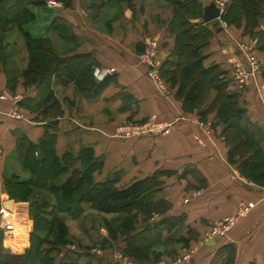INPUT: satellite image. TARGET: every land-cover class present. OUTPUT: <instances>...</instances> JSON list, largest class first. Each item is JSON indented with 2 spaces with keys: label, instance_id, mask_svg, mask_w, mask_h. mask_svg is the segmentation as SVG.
<instances>
[{
  "label": "crops",
  "instance_id": "1",
  "mask_svg": "<svg viewBox=\"0 0 264 264\" xmlns=\"http://www.w3.org/2000/svg\"><path fill=\"white\" fill-rule=\"evenodd\" d=\"M199 1L204 7L210 0ZM103 3L105 8H117L114 0L110 4L108 1ZM41 6L42 9L30 6L34 18L23 26V31L34 38L46 37L49 41L60 38L70 46L69 50L60 53L64 57L87 53L97 63L94 68L113 69L106 76L109 79L106 86L93 96L82 94L72 84L54 86L63 110L55 130L57 154L69 152L75 156L82 148H92L94 156L103 163L94 179L113 178L118 187L158 168L173 170V174L161 177L163 183L155 199L170 201V214H185L179 236L189 237V244L196 248L191 259L180 264H264V186L240 176L236 166L226 161L224 141L217 135L205 136L194 123L193 114L182 110L179 100L173 103L159 95L139 62V53L145 50L149 35L156 37L158 67L167 60H174L175 54L171 51L174 34L168 26L171 11L162 7L152 10L150 5L141 2H137L136 7L126 4L120 14L112 17L110 29H102L92 20L94 10L80 4L57 8ZM55 17L64 20L61 34L50 26ZM210 25L212 35L202 48V63L205 67L217 64L226 72L229 87L239 93V104L247 109L249 124L257 128L264 145V93L263 99H259L256 87L258 83L264 84V38L258 42V36L244 33L243 24L237 27L210 22ZM40 27H45L46 34L34 35L33 31L38 33ZM255 30L264 34V21ZM241 44L250 50L246 52ZM249 52L255 69L242 77L237 74V69H249ZM5 81V72L1 69L0 92L8 91ZM15 90L25 97L40 94L35 86L24 87L21 80ZM124 103L126 108H122ZM126 120L150 121L154 129L150 127L140 135L125 134L118 126ZM42 123L33 117L21 121L0 114V206L3 208L0 213H8H1L2 219L12 213L14 217L21 214L14 199L11 209L2 205L8 199L2 184L3 177L7 176L6 168L10 166L8 160L12 159L15 164L10 169L19 167L15 133L24 132L30 140L37 142L44 132ZM218 131L219 126L216 127ZM199 186L203 193L195 195L193 191ZM186 193L190 194L186 196L189 200L184 202L182 198ZM246 201L255 205L244 220L224 236L202 240L213 221L233 213L239 203ZM229 246L234 248L231 261L227 260ZM180 254L181 250H177L175 254L167 255L181 257ZM111 257V264H131L117 253ZM102 264H106V259Z\"/></svg>",
  "mask_w": 264,
  "mask_h": 264
},
{
  "label": "trees",
  "instance_id": "2",
  "mask_svg": "<svg viewBox=\"0 0 264 264\" xmlns=\"http://www.w3.org/2000/svg\"><path fill=\"white\" fill-rule=\"evenodd\" d=\"M172 2L175 10L169 22V30L174 34L173 52L176 59L167 60L162 64L161 75L175 86L174 97L180 100L184 112H199L202 116L215 112L216 123L226 125L222 136L228 146V157L236 154L243 156L247 153L248 156L243 161L245 163L240 166L241 171L250 177L248 171L254 170L259 163L264 164L263 138L259 136L257 128L249 124L247 109L239 104V93L229 87L226 72L217 64L205 67L202 63V48L212 35L210 22L201 23L202 3L199 0ZM44 3L45 0H0V23L10 22L18 26L29 44L30 60L37 63L36 66H27L23 75L28 82L35 84L41 93L45 92L41 99L44 103H37L34 97H26L19 103L20 107L30 111L37 105L35 112L39 113H36L33 119L44 122V132L37 142L30 140L24 132L15 133L17 160L28 173V177L20 178L14 173L4 176L3 188L8 198L15 201L27 198L34 190L46 191L55 198L53 205H46L45 200L39 199L30 203L29 215L33 220V228L21 254L5 251V235L0 229V264H26V261L30 264H90L82 259L81 254L75 253V256L70 258L57 259V255L52 253L66 243L65 237L68 235V228L61 214H66L70 219H77L87 209H95L103 214L120 213L130 217L122 219L120 223L108 224L109 234L112 237L123 234V245L119 247L127 254L140 260L152 257L157 262L160 260L158 247L173 241L182 245L189 244V237L179 236L173 240L169 235L179 228L185 216L171 214L165 219L159 218L155 223L146 220L142 228L135 229L132 212L144 213L146 217L150 214L151 206L165 202L163 198L155 199V194L162 185L161 177L173 174V170L158 168L143 178L118 187L116 179H94L95 173L101 170L103 163L100 158L94 156L92 148H82L75 156L69 152L61 156L57 154L55 130L57 118L62 115L63 110L54 86H63L64 81L73 76L78 79V91L85 94V89L92 87L93 96L106 86L109 79H95L93 70L97 63L90 54L64 57L53 50L48 38H34L23 31V26L34 18L30 6H41ZM13 11L17 13L8 16ZM222 19L238 27L243 24L244 33L258 36V42L264 38L263 33L255 30L260 22L264 21V0H228L222 12ZM64 25L61 17H55L50 26L61 34ZM2 57L6 58V55L0 43V61ZM71 59L78 62V67L73 68L72 72L65 74L62 67V70H56V65L60 67ZM10 74L15 80L16 70L12 69ZM52 75L56 76L55 80L50 79ZM39 86L40 88H37ZM209 89L215 91L214 98L208 106L202 108L204 96ZM126 107L124 103L122 108ZM240 147L245 149H240V152ZM255 158H260L259 162L256 161L257 165ZM161 227L168 235L162 234ZM49 235L51 238H48ZM166 252L176 253L173 250ZM64 254L67 255V252ZM233 257L234 248L229 246L227 260L231 261Z\"/></svg>",
  "mask_w": 264,
  "mask_h": 264
},
{
  "label": "rangeland",
  "instance_id": "3",
  "mask_svg": "<svg viewBox=\"0 0 264 264\" xmlns=\"http://www.w3.org/2000/svg\"><path fill=\"white\" fill-rule=\"evenodd\" d=\"M47 1L48 0H45L44 3L45 6H49L47 4ZM53 1L56 2L57 6H49V8L75 7L76 4H80L84 8H90L94 10L93 12H95V15L92 20H94L96 27L102 29L103 28L110 29L112 17L114 18V16H116L117 14H120L122 12L121 8L124 7L126 4L129 7H136L137 2H141L142 4L144 3L150 5L152 10L156 7L167 8V10L171 11L172 16L175 10V5L173 4L172 0H118V1L114 0L117 2V8L115 9L105 8L106 6L103 3V1H108V3L110 4L112 0H53ZM140 6L143 7V5ZM111 7H115V6L112 5ZM37 8L42 9V6H38ZM16 13H17L16 11H13L10 14H8V16H13ZM172 16L168 18L169 22L172 19ZM216 21L219 23V20ZM226 24L229 23L226 22ZM27 27L30 29L29 25ZM33 34L34 35L46 34V29L45 27L44 28L40 27L38 33L33 31ZM154 37L155 36L149 35L146 38L148 41L146 47L148 48L150 53L152 52V50L156 51L157 41L155 39L156 37L155 38ZM0 39H1L0 43L4 47V53L6 55V58L2 57L0 61V70L3 69V71L5 72V76H6L5 87L8 90L7 92L6 91L0 92V114L13 118L15 120H21V121L31 120V117H33L36 113H39V111L35 112L37 105H34L33 106L34 109H32L31 111L20 107L19 103L26 97L22 95L20 92L16 91L15 87L18 85L20 80L22 81V85L24 87L29 86L30 88L32 86H35V84L28 82L27 78L23 75V71L26 69L27 66L29 65L36 66L37 63L35 61L32 62L30 60L28 56L29 44L23 37L20 29L16 24L10 22L7 24L0 23ZM49 44L51 45L53 50L56 51L58 54L63 53L70 49L69 48L70 46L68 44H66L60 38H56V37L52 38V40L49 41ZM174 48L171 50L172 52ZM247 55L253 60V56L250 54V52ZM175 59L176 57L174 56V60ZM139 62L141 65L144 66L147 77L153 83L159 95H161L167 101L176 103L178 99L174 97L175 86H172L171 82L161 75L160 67L149 64V53H146L145 50L140 52ZM61 67L63 68L65 74H67L69 72H72L73 68L78 67V62L71 59L65 62L60 67L58 65L55 66L56 70L60 69ZM12 69H15L17 72L16 76L14 77L15 80L12 78L10 74V71ZM50 79L55 80L56 76L52 75ZM77 80L78 79L76 77L71 76L69 80L66 79V82L64 81V85L72 84L73 87L77 90L76 87ZM256 84L257 81L255 85ZM160 85L166 86L169 89L170 93L166 95L161 94ZM256 87H257L258 98L262 100L264 93V84L259 85L258 83ZM37 88H40V86ZM85 90H86L85 95L87 96H91L94 92V89L92 87H87ZM44 93H45L44 91L42 93L40 92L38 96L34 97L36 99V102L42 101L41 99L43 98ZM214 95H215V91L212 89H209L206 92L202 103V108H205V106H208L211 103V101L214 98ZM42 103L44 102L42 101ZM192 114L194 117V123L200 128V130L204 133L205 136L210 137L213 135H217V138H221L224 141L222 136L223 135L222 131L226 128V125L222 123H216L214 111L210 112L206 116L199 115V112H193ZM218 126H219V131L217 133L216 127ZM150 127L154 129L153 123L150 121L138 123L137 121L126 120L123 121L118 126V129L119 131H122L125 134L137 133L140 135L146 133ZM225 146L227 148L226 161L229 164H233L236 166V168L239 171V175L247 178L248 180H250L251 182L257 185L264 186V164L259 163V165H257L256 162V161L259 162L260 158H257L258 160H256L255 158L254 160L257 165L256 168L252 171H248V175H250V177L252 176L254 177V178H250L241 171V166H240L241 163H245L243 161L244 158H247L248 154L247 153L244 154L246 157L244 155L242 156V154H236L230 158L228 157V152H227L228 146L226 145V143ZM240 149L244 150L245 148L240 147L239 150ZM250 149L251 147H249V150ZM8 161L10 163L9 164L10 166L15 165L12 159ZM9 167L7 166L6 168L7 176L10 173L11 174L14 173L17 174L20 178L28 177V173L24 171L20 165L15 170H14L15 167L13 169H10ZM193 193L195 195H201L203 193L202 186H199V188L194 190ZM187 194L190 195L189 193L183 195L182 200L184 202H187L189 200L188 197H186ZM36 199L45 200L46 205H53L55 201V198L51 193L42 190H34V192L30 193L27 198L24 199L19 198L18 200H16V202L20 207L19 210L21 211L20 217H14L12 213L9 214L8 218H3V219L0 218V229L3 231V234L5 235V240L3 242V245L6 252H10L12 254L15 253L21 254L23 252L24 244L27 242V239L29 238V233L33 228V220L29 215V206L30 203L35 201ZM186 199L188 200L186 201ZM246 202H252V201H246ZM241 203H239L237 209L233 213L224 216V217H229L231 219L230 224L223 223L222 218L224 217L213 221L209 226V228H207L206 231L204 232L203 235L204 237L202 240H204L205 236L211 231L213 227L219 226L221 229L226 230V233H228L229 231H231L233 227H235L238 223L244 220L251 213L255 203L252 202L253 207L248 208V210H244V212H239L238 209ZM2 209L3 208L0 206V211ZM149 210H150V214L149 216L146 217H144V213L138 211L132 212V218H133L132 221L134 222L133 227H135V229L142 228L146 220H148L149 223H155L156 220H158L159 218L163 217V219H165L166 217H169L171 215L169 212L172 210V204L170 201L165 200V202L163 203H159L151 206ZM61 217L62 220L67 225L68 235L65 237L66 243L61 245V247H59L57 250H54V252H52L53 254L55 253L57 255V259L70 258L73 255L75 256L76 253V254H81L83 256L82 259L84 261H88L90 264H102L104 259H106V264H111L109 258H112L111 257L112 254L117 253L119 256H121L120 258L128 260L131 264H173L174 261H176L177 257L176 256L168 257L166 251L173 250L175 252L177 250H181L180 255L183 256L187 254V252H191V251L193 252L196 248L194 244L182 245L181 243L173 241V242H169L168 244L162 247L157 248V251L160 254L159 261L157 262L154 261L152 257H150V259L148 260H143V259L140 260L130 254H127L122 249H120L119 245H122L123 234L119 233L112 237L107 229L108 224L120 223L122 219H130V217L124 216L123 214L120 213L103 214L95 209H88V211H86L77 219H70L66 214L65 215L61 214ZM182 229L183 227L181 226L180 228H177L175 231L171 232L169 235H171L172 239L175 240L180 235ZM160 231H162V227L160 228ZM164 233L168 235V232H166L165 229H163L162 231V234ZM48 238H51V235H49ZM66 252L67 255L64 254ZM25 263L30 264L29 261H26Z\"/></svg>",
  "mask_w": 264,
  "mask_h": 264
},
{
  "label": "built area",
  "instance_id": "4",
  "mask_svg": "<svg viewBox=\"0 0 264 264\" xmlns=\"http://www.w3.org/2000/svg\"><path fill=\"white\" fill-rule=\"evenodd\" d=\"M228 0H214L216 6L219 8L220 11V15L216 20H219L221 25H225L226 22L224 20H222V12L227 4ZM47 4L49 6H57L56 2L53 0H48ZM240 47L245 50L246 52H248L249 47L245 44H241ZM145 52L149 53V64L151 65H156L158 67V62L156 60V53L155 50H152V52L150 53V51L148 50V48H145ZM249 61V69H245V68H238L237 70V74H239L242 77H247L250 72H252L255 69V63L253 62V60L249 57L248 58ZM113 69H109V68H100V67H96L93 70V75L95 77L96 80L101 81L103 80L108 73L112 72ZM151 75V73H150ZM160 93L163 95L169 94L170 91L166 86L160 85ZM188 199H186L187 201ZM253 207V203L252 202H243L240 204L239 207V212H244V210H248V208ZM5 214H8L7 212H3ZM223 223H227L230 224L231 219L229 217H224L222 218ZM226 234V230L221 229L219 226L213 227L211 229V231L205 236L204 241H207L213 237L216 236H224ZM192 257V251L191 252H187V254L181 256V257H177L176 261H174L173 264H180L184 261H189Z\"/></svg>",
  "mask_w": 264,
  "mask_h": 264
},
{
  "label": "water",
  "instance_id": "5",
  "mask_svg": "<svg viewBox=\"0 0 264 264\" xmlns=\"http://www.w3.org/2000/svg\"><path fill=\"white\" fill-rule=\"evenodd\" d=\"M219 15H220L219 8L216 6L213 0H210L203 7L201 23L204 24V23L212 22L213 25H217L218 22L216 21V19L219 17ZM12 204H13L12 198H8L2 202V205H4V207L8 209L12 208Z\"/></svg>",
  "mask_w": 264,
  "mask_h": 264
}]
</instances>
